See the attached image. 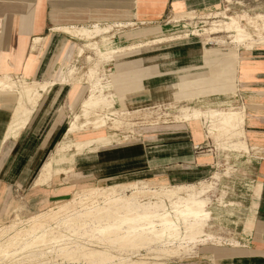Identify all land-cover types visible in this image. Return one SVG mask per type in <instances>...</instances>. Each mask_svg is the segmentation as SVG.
<instances>
[{
  "label": "crops",
  "instance_id": "obj_1",
  "mask_svg": "<svg viewBox=\"0 0 264 264\" xmlns=\"http://www.w3.org/2000/svg\"><path fill=\"white\" fill-rule=\"evenodd\" d=\"M222 3L0 0V76L30 85L52 83L26 103L28 120L14 135L10 127L17 123L19 95L0 88V217L12 198L40 210L65 200L83 182L108 187L213 182L209 223L233 244L201 246L195 256L173 264H264V45L226 50L208 48L190 38L193 34L173 38L183 32L174 25H188V16L211 14ZM96 29L102 30L97 36L81 34ZM94 43L96 50H117L100 67L112 73L127 110L163 103L223 111L232 106L244 113L239 140L216 139L204 119L173 120L142 128L127 142L92 144L81 153L72 147L66 154L72 161L62 162L56 150L68 129L64 107L79 89L68 78L59 80L58 71L65 64L87 67L88 58H95L87 45ZM98 134L109 137L91 131L73 138ZM49 162L51 177L41 181Z\"/></svg>",
  "mask_w": 264,
  "mask_h": 264
},
{
  "label": "rangeland",
  "instance_id": "obj_2",
  "mask_svg": "<svg viewBox=\"0 0 264 264\" xmlns=\"http://www.w3.org/2000/svg\"><path fill=\"white\" fill-rule=\"evenodd\" d=\"M216 13L220 14L216 15ZM257 15H262L264 18V0H253V2H249V0H227L226 2L224 1L220 8L211 14L203 16L193 15L192 17H190L191 15L188 16L189 26L185 25V27H183L178 25L179 27H177L173 24L174 28L183 30V32L178 33L180 35H173V38L180 39L182 38V35L193 34L194 36H190V38L203 42L208 48L226 50L263 46L264 30L261 32L257 31L256 33V30L248 24L249 19L254 18ZM228 16H233L240 23V25H242L243 29L250 34L249 37L258 40L262 38L260 37L261 35L263 36V40L261 39L254 42L251 40V42L248 37H246V39L244 37L242 40L243 36L241 37L238 32L234 31H222L213 34H209L208 31H206V29H209L214 24H220L223 21H226V18L224 17ZM194 18H196V20H194ZM252 31L254 32L253 34ZM258 33L259 36L256 35ZM239 36L241 37L240 40ZM102 43L106 46L107 40L103 39ZM95 46L97 47L98 45L95 43L87 45V48H93L95 50H93V58H95H88L87 67L77 68L74 64H65L58 71L59 75H61L65 69L74 67L75 74H73L74 76L69 77L67 82L71 83L77 90L79 89L78 95L75 99L68 100L64 107L65 110L69 112L66 119L67 127L69 126L73 115L75 113H80V104L86 97L89 96V88L92 83L97 84V82H99L97 85L95 84V89L97 88L96 92L98 91V94H102V96L103 94L105 95L103 96L105 101L92 108L87 118L80 120L79 124L83 122L86 125L81 127L82 124L79 125L76 123L77 128L75 131L66 136L65 140L57 148L56 157L61 156L62 162L65 161V163H67L63 158H66V154L71 152L70 150L72 147L75 148L76 153H81L84 150L92 149V144L106 146L111 142H127L128 140L130 141L133 139V137H135L134 134L139 133L138 131L142 128H152L155 124H158L157 126H159L162 123H169L173 120L183 121L184 114H192L194 109H197L199 114L196 119L190 118L188 121L204 119L205 125L206 123L209 124L210 134H214L216 139L224 138L226 139V143H228L229 140L231 141L232 138H237L238 141L242 130L231 131L230 128H228V126L219 119L214 118V120L208 121L204 118V116H201L208 111L224 110L223 108L201 110L199 107L195 106L188 108L181 107L183 104L180 103H163L142 110H127L125 105L122 103L121 93L116 89L112 73L106 72L100 67L102 63L109 61V59H102L103 56L100 52V54L98 53ZM111 50L112 49H105L101 51L108 53ZM82 52L83 51H79V54ZM111 59L112 58H110V60ZM92 70L93 73L91 74L90 72ZM11 78L14 79L15 82L17 81V84L22 82L19 79H15L13 77ZM232 108V106H229L226 110L235 109ZM109 110L114 111L117 114L121 110L128 112L125 118L122 117L124 123L123 127H110L109 125L111 121L108 120L109 118H107L108 125H104L101 128L94 129L91 124L88 125L87 121L95 118L96 115H101L102 118L108 117L107 114ZM132 110L136 112H133ZM96 112L97 114L95 115ZM117 114H111L110 117L117 118ZM91 131H94L95 133L96 131H102L104 134L109 136L108 138L113 139V141L102 142L99 138H104L105 136L98 134L97 138H86L74 142L73 135H76L77 133L78 135H88ZM51 166H53L52 163ZM127 185H113L116 186L114 189L116 195H123L124 198L129 199L130 204L137 203L139 207L142 208L150 207L156 210L157 214L167 211L173 216V212H171L173 204L171 198L159 195L162 190L170 187L171 185H163L147 181L135 182L131 186ZM195 186L197 188L198 184ZM89 187H94L96 191L102 192L104 190L103 187L108 186H105L104 184H90L88 182H83L80 185H74L71 194L68 195L65 200L40 210H29L25 207L22 200L19 198H14L13 200L12 198L7 203L3 216L0 217V264H120L119 259L121 258L126 259L130 263L134 261L136 264H173L174 261H180L195 256L197 249L201 246L212 247L226 243L233 244V242L231 243L229 239L225 238L224 234H222V230L218 231V228H212V226H210V217H208L206 221L202 222V232L205 234L201 232L200 235L204 234L205 236L197 237L195 235L193 239L189 237V233L184 229L183 220L176 221L177 231H173V233L167 231L164 234L162 233L163 236H160L161 234L156 236V234L161 233L159 230L165 228L164 226L159 225L158 222L154 223V228L152 227L156 231L150 228V230H152L151 234H149V230L138 231L136 233H125L124 230H126L125 228L128 225H118L117 221L119 218L117 215H115L117 218H112L111 216L108 219L104 218L106 217L105 215L103 218L99 219L97 224L92 223L91 219H86L85 217L84 219L82 217H75V219L72 217H69L70 219L67 218L65 214H72L88 208H92V210L94 209L93 211L95 212V209H99L103 206V202H98L99 200H96L94 196L86 193V188ZM202 187L204 188V191L199 196L203 197L204 200L207 201H205V208L208 210V206L210 204L209 196L214 193L216 186L213 182H202ZM181 193H183L184 196V191ZM111 208H109L108 213L112 215L116 213L115 204L111 205ZM36 216H42L41 218H45L44 226H49L46 227V232L43 237L40 236L38 239L34 238L35 241H32L33 236L37 233L28 232L31 230ZM65 217L67 220H65ZM82 220L84 223L88 221L87 223H89V225L97 227L100 225L101 227H107L109 223L110 225L105 228L103 232H97L95 230L97 232L96 235L95 231L94 233H92V231L87 232L86 230L89 228H85V230L83 229L81 225L83 224ZM145 222L146 221L144 220L142 224L141 222H139V224L143 226ZM106 223H108V225ZM134 224L135 221L131 224L129 223V226ZM136 224H138V222H136ZM85 226L86 225H84V227ZM57 230L59 232L57 238L53 237L54 239L49 241V236L52 237L51 233L54 232L53 236L57 235V232H55ZM114 230H117L120 234H112ZM122 231L126 234L125 235L123 233L125 238L121 235ZM152 232L158 233H155L154 235ZM18 233H28V235L23 237V240H20V243L19 241L14 243L8 242V238L16 236ZM41 234L42 232L38 233L37 236ZM135 234L136 236H134ZM208 235H210V237ZM206 236L210 239L203 242L202 239L206 238ZM86 249H88V251H86ZM91 249L102 250V255L104 253L105 254L103 256L95 254L97 257H95V255L92 257L89 255L87 256V252H90ZM127 261L126 263H128Z\"/></svg>",
  "mask_w": 264,
  "mask_h": 264
},
{
  "label": "bare ground",
  "instance_id": "obj_3",
  "mask_svg": "<svg viewBox=\"0 0 264 264\" xmlns=\"http://www.w3.org/2000/svg\"><path fill=\"white\" fill-rule=\"evenodd\" d=\"M224 18H226V21H223L220 24H214L209 29H206V31H208L209 34L222 32V31L223 32L224 31H234V32H238V34L241 35V37L243 36L242 40L244 37H245V39H246V37L250 38V41L252 40L253 42L259 41L261 39L263 40V36H261V35H260V37H262V38L258 39V40H255L254 38L249 37L250 34L243 29L242 25H240V23L233 16H228V17H224ZM248 24L254 30H256V33H257V31L261 32L264 30V18L262 17V15H258L254 18H250L248 21ZM103 31H105V30H103ZM101 32H102V30L96 29L95 32L92 34H86L84 32H82L81 34L89 35V36H97ZM205 33H207V32H205ZM253 33L254 32L252 31V34ZM256 35L259 36V33ZM241 37L239 38V40L241 39ZM99 52L103 56L102 59L105 58V60H108V59L110 60V58H112V54L117 52V50L116 51L111 50L108 53H106V52L104 53L103 51L98 50V53ZM74 70H75L74 67H70V68L65 69V71H63L61 73L59 80L66 81L67 78L74 76L73 75V74H75ZM90 73L92 74L93 70ZM98 83L99 82H97V84ZM95 84L96 83H92V85L89 88V96L86 97L82 101V103L80 104V113H75L73 115V117L69 123L66 136L72 134L75 131V129L77 128L76 123L79 124L81 119L87 118L89 116L92 108H94L98 104L103 103L105 101V98L103 97L105 95L103 94V96H102V94L101 95L98 94V91L96 92L97 88L95 89V87H96ZM51 85H52V83H33L32 85H30L26 82H21V83L19 82V84H17V81L15 82L14 79H12L10 76H0V88L13 89V90L15 89V92H17L19 95V101H18L17 107L15 109V119H13L17 123L15 124L13 122V124L10 127V133H13V135H14L19 129H21L25 125L26 121L28 120L30 110L26 107V103L31 102L32 100L36 99L39 96V90H45L48 86H51ZM99 93H100V91H99ZM133 112H136V111H133ZM109 113H111L112 115L117 114L116 112L109 110V112L107 114L108 117L102 118L101 115H96L97 114V112H96L95 118H93L89 121H87V120L86 121H87L88 125L91 124L94 129L101 128L104 125L105 126L108 125L107 118H109L108 120L111 121V123L109 125L110 127L114 128V127H121V126L123 127L124 126L122 117H124V118L126 117V114L128 113L127 111H124V110L119 111L118 112L119 115L117 114V116H118L117 118H111L110 117L111 114H109ZM198 114H199V111L197 109H194L192 111V114H188V113L184 114V116H183L184 120L183 121L186 122V121L190 120V118L196 119ZM243 114H244L243 110H226V111L214 110V111H208V112L204 113V115L202 114L201 116H204V118H206L208 121L214 120V118H217L221 122H224L228 126V128H230L231 131L232 130L236 131V130H242ZM80 124H82L81 127L86 125L83 122ZM99 139H101L102 142L103 141H108V142L113 141V139H110L108 137L99 138ZM63 159H65L67 164H68L72 161V156H69V157L66 156V158H63ZM52 172H53V170H52L51 162L45 164V166L41 172V175H40V180L41 181L48 180L51 177ZM131 185H133V183L128 184L127 186H131ZM103 189L104 190L102 192H98V191H96V189L94 187L86 188V193L88 195L94 196L96 198V200H99L98 202H103V206L101 208L95 209V212L93 211L94 209L92 210V208H88V209H85L82 211H77V212L72 213V214H69V213L65 214V216L67 218L72 217L73 219H75V217H82L83 219H84V217L86 219L89 218V219H91L92 223H96V224L99 222V219L103 218L105 215H106V217H104L105 219H108L111 216H112V218L118 217L119 218L117 221L118 225H121V224H124V225L127 224L128 225L126 228L124 227L126 229V230H124L125 233H136L138 231L149 230L150 231L149 234H151L152 230H150V228L153 229L155 226L154 223L158 222L159 225H162L165 228L159 230L161 233L156 234V236L157 235L159 236L160 234H161L160 236H163L162 233L164 234L167 231L172 232V233H173V231H177L176 221L183 220L184 221V229L189 233V237L191 239H193V237L195 235L197 237H200V236L204 237L205 236L204 235L205 233L202 232V222L206 221L207 218L210 217V212H209V210H207L205 208V201L206 200H204L203 197L199 196L204 191V188L202 187V182H200V184H198L197 188L195 185H192L189 187L188 186H186V187H184V186H170V187L165 188L164 190H162L160 192L159 195L171 198V200L173 202L172 207H171V212H173V216L170 215V213L167 211H163V212H160L157 214L156 210H154L150 207H143L142 208V207H139V205L137 203L136 204H130L129 199L124 198L123 195H119V194L116 195L115 190H114L115 186L103 187ZM182 191H184V196H183V193H181ZM118 193H119V191H118ZM206 199H208V198H206ZM113 204H115V207H116L115 212L116 213L111 215L110 213H108V210H109V208H111V205H113ZM127 208H128V210H127ZM115 215H117V217H115ZM41 217L42 216H40V217L36 216V218L33 221L31 230L28 232V233L36 232L37 234L42 232V234L39 236H37V234L35 236H33V240L31 239L32 241H35L34 238L38 239L40 236L43 237L44 233L46 232V227L49 226V225L44 226L45 218H41ZM66 217H65V220H67ZM144 220L146 221L144 224L145 227H144V225L143 226L141 225ZM131 221L132 222L135 221V224L129 226V223L130 224L132 223ZM82 222H83V220H82ZM87 222L86 223L83 222V224H81V225H82L84 230H85V228L86 229L89 228L86 231L87 232L92 231V233H94L95 230L97 232L98 231L103 232V230H105V228H107L110 225V223H109V225H108V223H106L108 225L107 227H101V225L99 227H97L94 225H89V223H87ZM105 222H107V221H105ZM108 222H109V220H108ZM136 222H138V224H136ZM139 222H141V224H139ZM90 224H91V222H90ZM73 225H75V224H73ZM84 225H86V226L84 227ZM154 231H156V230H154ZM55 232H57L56 233L57 235L53 236L54 232L51 233L52 237L49 236V239H50V240L48 239L49 241H52V239L57 238V236L59 235L58 234L59 232H58V230ZM97 232H96V235H97ZM124 232L122 231L121 235H123ZM158 232H155V233H158ZM201 232L204 234L200 235ZM28 233L27 234H19L18 233V235L13 236L11 238H8V242L14 243L16 241H19V243H20V240H23V237H26L28 235ZM152 233H154V232H152ZM155 233H154V235H155ZM112 234H120V233H118L117 230H114ZM125 235H123L124 238H125ZM129 235H131V234H129ZM134 236H136V234ZM208 236L210 237V235H208ZM148 237H150V236H148ZM209 237L206 236V238L202 239V241L205 242L206 240L210 239ZM121 238H123V237H121ZM148 240H149V238H148ZM83 248H81V249H83ZM86 251H88V249H86ZM101 251L102 250L91 249L90 252H87L88 254L87 253L86 254H87V256L89 255L91 257L94 256L95 254H98L101 256L102 255ZM95 257H97V256L95 255ZM125 260L126 259H123V258L119 259L120 264L130 263L127 260L126 261L128 263H126ZM130 264H136V263H134V261H132Z\"/></svg>",
  "mask_w": 264,
  "mask_h": 264
},
{
  "label": "built area",
  "instance_id": "obj_4",
  "mask_svg": "<svg viewBox=\"0 0 264 264\" xmlns=\"http://www.w3.org/2000/svg\"><path fill=\"white\" fill-rule=\"evenodd\" d=\"M224 1L226 2L227 0H223V3H224ZM223 3H222V4H223ZM194 20H196V19H194ZM181 26L185 27L183 24H181ZM186 26H187V25H186ZM188 26H189V25H188Z\"/></svg>",
  "mask_w": 264,
  "mask_h": 264
}]
</instances>
